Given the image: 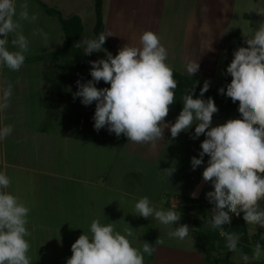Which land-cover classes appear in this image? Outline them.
I'll list each match as a JSON object with an SVG mask.
<instances>
[{
    "label": "crops",
    "instance_id": "0c3cea01",
    "mask_svg": "<svg viewBox=\"0 0 264 264\" xmlns=\"http://www.w3.org/2000/svg\"><path fill=\"white\" fill-rule=\"evenodd\" d=\"M42 1L51 7L60 9L65 17L79 15L83 20L84 27L87 20H91V24L95 25L94 0ZM237 2L239 0H104V34L108 36L107 40L111 47L118 52L125 45L140 46L142 34L145 31H153L160 37L161 44L167 49L168 54L175 55L174 47L178 45V54L182 59L181 65H183L181 73L189 75L186 65L190 61H197L200 64L199 70L204 72L200 74L211 77L215 73L218 56L225 50L224 37L230 32L228 23L234 12L231 7H236ZM16 3L18 10L20 4L27 3L29 14H36L38 17L35 22L28 24L26 37L29 36L30 48L37 45L42 47L35 51L30 49V54L26 57L59 50L64 44V33L58 18L45 11L37 0H16ZM212 7H217L218 15L214 14L213 16ZM175 27L181 29L174 33L177 29ZM33 29L34 31L43 29L48 33L47 46L39 35H35L39 40L32 45V42L36 40L32 38ZM211 37L215 40V51L214 54H211L210 62H208L204 47L209 45ZM193 75L199 77L197 73ZM53 84L52 81V87ZM6 86L7 82L4 80L3 69L0 66V95ZM54 89L60 101L58 107L61 112L56 120L49 119L53 127L42 126L40 129H35L33 126H29L27 121L19 123L18 119L12 121V125H20V127H14L11 137L16 134L20 141L22 139L26 141L27 156L30 154L29 149L34 148L32 155H29L30 158H33L34 163L30 161L23 164L5 160L6 167L14 169L10 173L7 168L5 170V174L11 177L13 195L20 197L24 192V185L32 188L33 177H39L40 183L44 187L49 185V187L47 186V195L43 196L45 200L43 205L47 204V206H43V215L39 222L40 226L43 225V229L38 230L37 228L34 231L31 229L32 236L26 237L32 245L28 253L31 264H66L67 259L73 254L71 246L79 236L83 233L91 236L90 226L93 220L122 223L133 220V215H137L135 221H141V225H143L145 218L138 215L135 204L145 196L149 198L150 205L157 210H175L178 213H186L193 219V222H188L191 229L189 236L183 240L188 243L187 247L173 244L170 241L162 244L155 242L154 237L157 232H152L147 236L150 239L145 242L155 249L149 256L150 264H200L204 258V251L198 245V237L195 233L197 227L195 226L193 229V226L197 219L204 220L205 225L211 220L214 205L208 201L206 194L213 191L214 187L211 182H204L202 176L209 157L205 155L204 164L195 170L191 166V158L193 156L199 158V153L202 151L201 144L206 139V135L193 139L195 134V125H193L191 129L172 138L170 128H168L165 129L162 141L137 144L129 141L123 134L117 137L115 133L102 136L82 133L79 128L83 123L74 111L77 108L94 109L96 102L85 106L81 103L82 98L74 99V94L78 89L68 82L60 83ZM49 105L52 106V104ZM180 107L183 109V105ZM69 108L73 115L66 113ZM177 108L179 107H174L169 112L170 114L165 120L166 123H175L178 116L174 118L171 113H175ZM179 113L180 111H178ZM85 114H90V111L83 112V116L87 119L91 117ZM238 117H240L239 113L226 116L217 112L213 115L212 126L222 125L229 119H238ZM3 119L2 113L1 125L4 124ZM6 140L7 138L2 140L3 152L6 150ZM93 143H104L107 147H91ZM15 148L19 149L20 147L13 145L14 151ZM119 151H123V157L127 162L120 166L117 173L112 175L109 173L107 158H101V154L107 156L108 153L109 157L111 155L114 157L118 155ZM36 159L40 163L35 162ZM146 160L159 169L157 170L158 183L149 181L148 177L142 178L141 174L140 179H130L127 174H124L125 171L130 172L132 163H144ZM142 165L144 164L139 167L142 168ZM167 169H170L171 175L164 173V170ZM15 184L16 186H14ZM6 191L8 192V189ZM193 192L198 193L197 198H192L191 193ZM25 204L31 209L30 205ZM199 211H203L202 215L199 214ZM230 215H232V221L244 220L243 213H241L242 217ZM119 224L117 223V225ZM246 225L249 234L260 229L264 230V228H259L251 231L250 225L247 223ZM138 227H140V223ZM176 227H178L177 224L162 225L158 229V236L169 235V232L175 230ZM175 240L178 239L175 238ZM63 244L65 245L63 246ZM252 247H255V243ZM53 252L52 259H50L49 254ZM56 253H63V255L60 257ZM233 254H239V252ZM255 261L253 260V264H259Z\"/></svg>",
    "mask_w": 264,
    "mask_h": 264
},
{
    "label": "clouds",
    "instance_id": "9594fccd",
    "mask_svg": "<svg viewBox=\"0 0 264 264\" xmlns=\"http://www.w3.org/2000/svg\"><path fill=\"white\" fill-rule=\"evenodd\" d=\"M36 14H29L27 3L18 6L16 0H0V66L19 71L24 65L26 54L30 52V41L25 36L24 22L33 23ZM47 46L49 35L43 29H36ZM111 36V35H109ZM11 37V39H9ZM108 36L101 33L98 39H87L84 54L100 52ZM247 47L234 52V58L227 67L231 83L226 93L222 87L220 94H226L233 103L239 102L238 111L242 118L229 119L219 126H212L213 115L219 111L214 99H203L209 91L210 81L205 80L200 90V98H193L195 86L187 90L182 98L183 109L174 124L166 123L170 106L176 102L175 89L178 82L174 71L166 61L168 51L161 44L160 37L153 31H145L140 38V46L125 45L113 56L106 53V59L90 61L91 80L77 81L78 91L74 99L82 98L85 106L96 102L94 128L99 131L107 127L109 133L121 134L137 144L160 142L165 129L170 128L171 137L195 125L193 139L206 135L202 142L199 158H191L193 170L204 164L209 157L202 176L204 182H211L214 190L206 194L214 205L209 225L220 229L231 253L239 252L245 264L258 260L264 255V247L257 242L249 257L238 249L240 235L227 232L223 228L232 223V215L240 217L248 225L264 228V23L255 31L252 38L246 39ZM77 47L80 44L76 45ZM200 64L190 61L186 71L191 76L197 73ZM100 81L110 87L97 88ZM198 83V81L196 82ZM13 94L11 83L0 95V111L10 106ZM13 132V126L0 128V140ZM170 169L164 173L172 174ZM11 179L0 172V264H31L28 253L31 236L28 224L29 207L18 196L7 191ZM198 193H191L197 198ZM139 216L148 219L154 216L162 225L178 224L181 214L175 210H157L150 205L147 196L135 204ZM190 227L181 224L169 232V236L183 241L189 236ZM91 236L83 233L72 244V256L66 264H144V254L155 251L147 242L142 251L132 246L126 237L133 235L116 231L113 223L101 224L93 220ZM158 243H163L157 240Z\"/></svg>",
    "mask_w": 264,
    "mask_h": 264
},
{
    "label": "rangeland",
    "instance_id": "374dc122",
    "mask_svg": "<svg viewBox=\"0 0 264 264\" xmlns=\"http://www.w3.org/2000/svg\"><path fill=\"white\" fill-rule=\"evenodd\" d=\"M264 0H243V2H237L236 7H231V9H234V12L232 14V17L229 19V26H228V31H232L234 29H241L243 32V41L241 42L240 47H247L248 45L246 44V39L252 38L255 31L260 27V24L264 23ZM263 4V5H262ZM238 5V6H237ZM217 10V7H212V14H219V10ZM85 30L84 34L80 39V44L82 48H85V45L83 44L84 40L87 39H97L94 33L93 25L91 24V20L85 21ZM29 22L24 23V34L26 36L27 34V28H28ZM30 28V27H29ZM177 28V27H175ZM181 28L175 29L174 33L178 32ZM34 31V29H33ZM29 37V36H28ZM27 37V38H28ZM32 38L36 39L35 35L32 36ZM11 39V37L9 38ZM29 39V38H28ZM39 40V38H38ZM37 39L35 42H32V45L37 43ZM215 40H213V37L210 38L209 40V45H206L204 48L206 49V58H208V62H210L211 59V54H214L215 51V45H214ZM225 50L221 52V54L218 56V60L216 62V70L214 75L211 77H206L203 76L204 73L201 72L200 70L197 72L201 80H209L210 81V86H217L219 88H222L223 86H227L228 84L231 83L232 77L230 75V78L228 77L227 74V67L230 65L234 58V54L229 51L228 45L225 44ZM42 46L37 45L32 49V51L35 50H40ZM178 45L174 47L176 54H168V59L167 63L172 66V68L177 69L178 71H181V68L183 65H181V60L180 55L178 54L179 49ZM102 51L100 52H93L91 55H89L92 59L94 60H99V59H106V53L110 52L107 48L103 47L101 49ZM30 53H27L26 55H29ZM34 54V52H32ZM112 54V53H111ZM29 57V56H27ZM207 60V59H206ZM51 63V60H30V61H25L24 65L21 67L19 71H13L8 69L6 66H2L3 69V77L4 80H6L7 85L9 83L12 84L13 86V94L10 98V104H12L10 107H8L4 111H0V122H1V115L3 113V125L0 124V128H3L7 125H12V121H15L16 119L17 122L19 123L20 121H27L29 126H33L35 129H40L42 126H47V128H50L52 125L49 122L50 120H56V117L60 116L61 109L58 107L60 104L59 98L57 93L54 91V87L51 86L52 81L55 83L59 79V74L62 72L63 69L65 70H71L74 68V64L70 63L68 60V57L63 56L58 59L57 63H54L53 69H49V64ZM205 68V67H204ZM184 70V69H182ZM196 74V73H195ZM49 75L50 79H49ZM192 76V75H191ZM63 83V82H61ZM105 88V87H110V84H106L105 82H101L100 84H97L96 87L98 88ZM7 87V86H6ZM51 100V101H49ZM176 101L180 104L179 98L176 99ZM51 102V103H50ZM52 104L50 106L49 104ZM183 104V102H181ZM50 107V109H48ZM49 110V112H48ZM96 107L94 109H78L75 112L77 117L79 118L80 121H82L83 125L82 127L79 128L80 132L82 133H88L89 135H107L109 134V131L107 127L96 131L94 128V114H95ZM173 110V108L171 109ZM70 108L66 110V113L71 115L72 111H70ZM90 114H85L86 116H91L89 119L86 117L84 118L83 112H89ZM178 111H182V107L177 108L175 110V113H171L174 118L176 116H179ZM170 114V113H169ZM73 115V114H72ZM171 115V116H172ZM240 118V117H238ZM23 123V122H22ZM23 125V124H22ZM54 125V124H53ZM13 129L14 127H20V125H12ZM53 127V126H52ZM16 129V128H15ZM17 130V129H16ZM24 130V129H23ZM116 136V134H115ZM7 144L3 152V142L0 140V172L5 173L6 168L8 169V172L14 171L13 168L11 167H6L5 160H12L13 162H22L28 163L31 161V163H34L33 158H30L29 155H32L34 148L31 147V150L29 149L30 154L27 156L28 151L26 149V141L25 140H19V136L16 134L11 137H7ZM17 144V145H16ZM18 146L20 147L19 149L15 148V151L12 149V147ZM91 147H107L104 143H99V144H91ZM28 147V146H27ZM126 147V146H125ZM129 147V145H128ZM123 148V147H122ZM118 155L114 156L111 155L109 157V154L107 153V156H104L101 154V158L106 159L107 158V164L109 167V173L114 175V173H117L121 165H125L127 160L124 159L123 157V151L117 152ZM26 156V157H25ZM51 156V155H49ZM130 158V157H129ZM133 160H137L136 158H132ZM58 160V158H57ZM37 163H40L39 160L36 159ZM141 164L142 168L139 166ZM5 165V168H3ZM136 165V166H134ZM103 166V165H102ZM131 169L130 172H124V174H127L130 179H140V174L142 178L148 177L149 181H153L155 183L159 182L158 179V173L157 166H155L153 163L150 161H145L143 162H137V163H132L131 164ZM154 167V168H153ZM33 177V176H32ZM11 179V177L9 176ZM20 178V177H18ZM24 178V177H23ZM20 178V179H23ZM45 179V178H44ZM43 179V181H44ZM154 179V180H153ZM46 180V179H45ZM27 181V180H26ZM41 179L39 177H36L32 179L31 182V187L28 188L27 186L24 185L25 189L23 194L20 195V199L22 202L27 203V205H30V213L28 215V224L26 225L28 231L31 232V229L34 230H40L43 229V225L40 226L41 219H42V209L43 206L46 207L47 204H44V198L43 196L47 195V186L42 185ZM135 182V181H134ZM48 184V183H47ZM16 186V184L14 185ZM7 190V189H6ZM5 190V191H6ZM8 192L12 194V181L11 185L8 188ZM26 205V204H25ZM152 206V205H151ZM262 206H264V202H262ZM28 207V206H27ZM203 211H199V214L202 215ZM200 215V216H201ZM235 215V214H234ZM133 215L132 218L133 220H129L126 222H119V221H101V224H108L110 223H116L114 225V228L116 231L120 232L121 234H126V230H131L133 235L131 237H126L130 240L131 244L133 247L140 249L142 251L144 242L147 239H150V237H147L150 235V233L157 232V235L154 237L155 242L159 239L163 242H168L170 241L173 244H179V246H185L187 247L188 243L184 241H179L175 240V238L170 237L169 235H164L162 237L158 236V229L162 227V224L159 223L158 220L155 219L154 216L150 217V219H145L143 220V225H141V221L137 222L135 221L136 218ZM242 217V215H240ZM198 220V219H197ZM198 221H201L204 223V220L199 219ZM117 223H120L117 225ZM140 223V227H138V224ZM57 225V224H56ZM197 227V224L193 226ZM204 228L206 229L209 226V223L207 225L204 224ZM198 228V227H197ZM259 226L256 225H250V230L255 231L259 229ZM125 229V230H124ZM124 230V231H123ZM196 230V229H195ZM124 232V233H123ZM147 233V234H146ZM35 234V233H33ZM45 234H48V232H45ZM32 236V235H31ZM48 236V235H46ZM33 238V237H32ZM29 239V238H28ZM177 241V242H176ZM51 243V242H50ZM65 244H63L64 246ZM32 245H30L31 247ZM53 246V245H51ZM54 247V246H53ZM252 247V246H251ZM253 249V247H252ZM49 253V252H47ZM53 253L49 254V258L52 259ZM58 256L61 257L63 253H56ZM65 254V253H64ZM211 257L213 259L218 258L220 255L217 252H210ZM249 257L252 255L250 253H246ZM206 255V253L204 254ZM233 261H236L237 264H242L244 261L241 257L240 254H233L230 258ZM256 262H259L260 264H264V255L261 256L260 259L256 260ZM144 264H150L149 262V255L144 254ZM245 264V262L243 263ZM249 264H253V260L249 261Z\"/></svg>",
    "mask_w": 264,
    "mask_h": 264
},
{
    "label": "trees",
    "instance_id": "16d2710c",
    "mask_svg": "<svg viewBox=\"0 0 264 264\" xmlns=\"http://www.w3.org/2000/svg\"><path fill=\"white\" fill-rule=\"evenodd\" d=\"M37 1L43 6L45 11L58 18L62 31L64 33V44L59 50L53 53L38 54L35 56L26 57V60H51L53 62L48 67L49 69H53L54 63H57L60 57H68L69 62L74 64V68H72L70 71L64 69V71L58 73L59 79L57 82H53V87L58 86L61 82H68L73 84L74 87L78 89V80L82 83H87V81L92 79L90 75L91 64L89 62L95 61L89 55L84 54V49L80 44V39L83 36L85 30L83 20L77 14L65 17L60 9L51 7L42 0ZM94 3L96 14L94 33L96 38L98 39L101 33L104 34V0H94ZM243 38L244 36L242 30L234 29L225 35L224 43L228 45L229 51L234 54V52L239 48L241 42L243 41ZM77 44H80V46L77 47ZM103 47L111 51L113 56L118 54V52L111 47V44L107 39ZM173 71L174 79H176L178 82V87L175 89V98H179L180 100H182L183 96L187 94V90L192 88L193 86H195V94L193 98H200V90L203 87L204 81L201 80V78L198 76L183 74L175 68H173ZM228 77L230 78L229 74ZM197 81L198 83H196ZM223 88L225 89L226 93L227 86H223ZM219 89L220 88L217 86H210L209 91L204 94L203 99L207 100L209 97H212L219 109L218 112L223 113L226 116H230L233 113H239V102L237 101L233 103L232 99L227 97L226 94H220ZM181 102L182 101H180L179 104L176 101L173 105H171L170 111H172L171 109H174V107H180L181 105H183L181 104ZM240 118H242L241 114ZM180 214L181 220L177 224L178 226L181 224L188 225V222H193V219H191L188 214ZM195 222L198 227L195 230V233L198 237V245L203 249L204 254L206 253V255H204L203 261L200 264H237L229 258L233 253L229 252V250L226 248V241L224 237L220 235V229L214 230L210 227V225L205 229L203 222L198 220H196ZM223 230L227 232H236L240 235L238 249L242 250L244 253H250L252 255L253 249L251 246L253 245V243L256 244L257 242H259L262 247H264V230L260 229L255 233L249 234L247 225L244 220H233L230 225H225ZM210 252H217L220 256L216 259H213L211 257V254H209Z\"/></svg>",
    "mask_w": 264,
    "mask_h": 264
}]
</instances>
